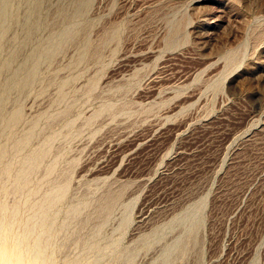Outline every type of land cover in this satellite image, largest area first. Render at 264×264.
I'll return each mask as SVG.
<instances>
[{
  "label": "rangeland",
  "instance_id": "rangeland-1",
  "mask_svg": "<svg viewBox=\"0 0 264 264\" xmlns=\"http://www.w3.org/2000/svg\"><path fill=\"white\" fill-rule=\"evenodd\" d=\"M7 5L0 264L41 207L51 264H264V0Z\"/></svg>",
  "mask_w": 264,
  "mask_h": 264
},
{
  "label": "bare ground",
  "instance_id": "bare-ground-1",
  "mask_svg": "<svg viewBox=\"0 0 264 264\" xmlns=\"http://www.w3.org/2000/svg\"><path fill=\"white\" fill-rule=\"evenodd\" d=\"M8 5H7V0H0V28L2 30L4 29L5 20H6L7 14H8V10H9ZM69 34H70L69 31H67V30L64 31L63 34L61 35V39L68 38ZM52 54H53V48L51 47L46 52V56H51ZM34 73H35V66L32 67V69L29 72L26 73V75L24 77V81H22V84H25V83H28L29 81H31ZM1 106H2V101L0 99V108H1ZM19 119H20L19 112H14L13 114H11L8 117L7 121L5 122V127L7 128L9 126L16 124L19 121ZM28 140H29V136L15 140L14 149L16 151L21 150L24 147V145L28 142ZM7 155H8L7 149L3 146H0V172H2V171L3 172H7V171L10 172V170H9L10 167L6 164V162H4V160H6ZM42 155H43V152H39L32 157L31 156L28 157L27 159H25L24 162H22L23 165L21 164L22 165L21 170H19V172L17 173L18 175L16 176L17 177L16 180H17L18 184H20V183L22 184L26 181L28 175L34 170L38 160H40ZM64 192H65V188L60 187L56 193L51 194L48 197V200L50 202H54L55 200L61 198L64 195ZM109 199H111V198H109ZM15 211L16 210H13V216L16 213ZM72 212L76 213L75 210H73ZM39 216H40V220L36 224H33V225H29V223H28V227L26 229L28 234H30V233L33 234L36 232V239L31 245L26 243L27 247L25 249V247L23 246V244H24L23 239L24 238L18 237L17 239H15L16 240V243L14 246L15 253L20 252L22 247H24L25 252H26L25 254L28 255V257L25 254H23V255L20 254L17 257L15 255V258L18 260L19 264H23V263H25V264H51V262L48 261L46 255H45L47 242L50 239V237L52 236V232H53L52 227H51L52 225L50 223L51 217L44 207L39 208ZM7 226H8V224H7ZM3 229H4L3 224H0V230L2 231ZM174 248H176V247H174ZM68 264H76V263L70 262ZM89 264H103V263L101 261H94V262L90 261Z\"/></svg>",
  "mask_w": 264,
  "mask_h": 264
}]
</instances>
